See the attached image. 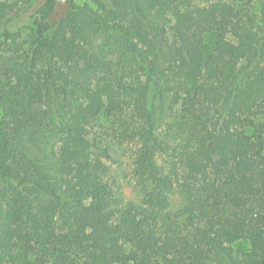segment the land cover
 <instances>
[{
    "label": "trees",
    "instance_id": "obj_1",
    "mask_svg": "<svg viewBox=\"0 0 264 264\" xmlns=\"http://www.w3.org/2000/svg\"><path fill=\"white\" fill-rule=\"evenodd\" d=\"M67 2L0 0V264H264V0Z\"/></svg>",
    "mask_w": 264,
    "mask_h": 264
},
{
    "label": "rangeland",
    "instance_id": "obj_2",
    "mask_svg": "<svg viewBox=\"0 0 264 264\" xmlns=\"http://www.w3.org/2000/svg\"><path fill=\"white\" fill-rule=\"evenodd\" d=\"M67 1L68 0H58L57 12L55 13L56 17H60L61 14L67 10V8H68V2ZM125 160H126V158L123 156V158L121 159V162H125ZM114 165L117 168L119 166V163L118 164L115 163ZM124 191H125L127 196H129V197L134 196V189L130 185L125 184L124 185Z\"/></svg>",
    "mask_w": 264,
    "mask_h": 264
}]
</instances>
